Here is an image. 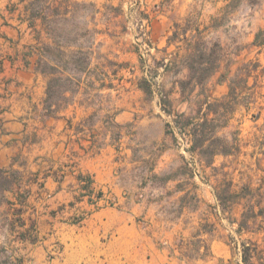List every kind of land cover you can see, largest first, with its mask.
<instances>
[{
  "label": "rangeland",
  "instance_id": "374dc122",
  "mask_svg": "<svg viewBox=\"0 0 264 264\" xmlns=\"http://www.w3.org/2000/svg\"><path fill=\"white\" fill-rule=\"evenodd\" d=\"M8 1L0 0V8ZM47 3L51 18L38 42L3 29L20 40L16 58L30 59L31 66L13 68L7 61L8 75L24 85L14 111L30 127L0 142V155L6 152L0 168L14 181L11 191L0 192V264L35 263L28 249L43 241L46 175L75 171L81 158L120 144L139 161L131 175L144 173L141 187L158 190L172 219L190 210L185 220L194 237L180 245L187 264H243V244H255L264 259V45L255 43L264 30V0H244L226 19L225 0ZM178 24L190 29L188 43L201 38L207 44L205 67L215 72L205 86L186 85L199 76L187 63L201 59L189 58L183 43L168 44ZM6 37L0 32V51L12 59ZM28 43L34 49H24ZM206 95L219 113L218 127L193 151V126L185 117ZM31 101L44 111L31 109ZM223 144L228 154L220 152ZM148 170L154 172L146 178ZM132 194L143 199L148 193ZM89 195L96 207L106 200L101 192ZM218 195L233 198L221 202ZM55 251H48L47 262Z\"/></svg>",
  "mask_w": 264,
  "mask_h": 264
},
{
  "label": "crops",
  "instance_id": "0c3cea01",
  "mask_svg": "<svg viewBox=\"0 0 264 264\" xmlns=\"http://www.w3.org/2000/svg\"><path fill=\"white\" fill-rule=\"evenodd\" d=\"M29 2L9 0L5 8H0L3 37H6L3 29L7 27L17 31L21 39L28 34L37 42L26 10ZM6 33L8 36V30ZM8 37L15 55L6 59L4 51H0V142L10 140L13 135H23L30 127L27 118L19 117V112L14 111V97L20 95L24 85L15 75H8L7 61L18 69H29L31 63L30 59L16 58L21 52L20 40L17 43ZM23 48L29 51L34 45L28 43ZM29 107L36 112L43 110L32 101ZM133 157L132 149L124 144L118 148L108 145L97 154L81 158L75 171H64L62 177L46 175L40 199L43 241L28 249L32 248L34 264H187L180 256V245L191 243L194 237L185 220L190 210L183 208V213L172 219L158 190L150 185L141 187L139 179L144 173L131 175L139 167V161ZM152 172L148 170L146 178ZM140 191L148 194L143 199L130 195ZM91 192L103 193L106 200H100L96 207ZM53 248H56L55 259L47 262L45 257Z\"/></svg>",
  "mask_w": 264,
  "mask_h": 264
},
{
  "label": "trees",
  "instance_id": "16d2710c",
  "mask_svg": "<svg viewBox=\"0 0 264 264\" xmlns=\"http://www.w3.org/2000/svg\"><path fill=\"white\" fill-rule=\"evenodd\" d=\"M227 3L224 10V15H222V19H226L227 16H230L234 11L240 8L243 4L244 0H225ZM50 3V2H49ZM47 3V0H30L27 4V11H29V25L36 33L37 42L42 38L43 29L46 28L48 30L47 24L50 20V16L47 12L50 4ZM40 4V5H39ZM41 22V23H40ZM187 23H191L189 20ZM190 29L187 27H181L179 24L175 26V30L173 31L172 36L168 40L169 45L177 44L179 46L183 43L187 51V56L192 59H201L200 61H196L195 63H187V68L191 71H195L199 73L198 77L191 76L190 82H187L186 85L195 88L196 86H205L209 77L215 72L212 71L207 74L208 68L205 67L207 62L203 59H207L208 48L207 44L201 40V38L192 45L191 40L189 41L188 32ZM197 33L201 34L199 28L195 29ZM201 36V35H200ZM194 38V37H193ZM255 43L264 45V30L259 32L256 36ZM34 49V48H33ZM175 68L178 66V62L175 63ZM185 84V83H183ZM184 86V85H182ZM185 88V87H183ZM234 88L231 87V91ZM234 92V91H233ZM232 95V94H231ZM190 102V101H189ZM192 116L185 117L186 123L189 126H193L191 129V136L193 137V151H197L200 148H203L204 142L208 139L209 133H213L218 127V111L216 106L212 105L209 99V96L206 95V98L202 101H198L197 109L194 107H190ZM211 133V134H212ZM224 148L220 151L222 154H228L231 149L226 148V145L223 144ZM235 147L232 146V150ZM11 174L10 170L0 168V192L5 194L6 192L11 191L14 185V181L10 179L9 175ZM230 189L226 192L229 194L231 191L232 183L229 184ZM218 198L221 202L229 201L230 198H222L218 195ZM258 249L255 244H243L242 248V262L243 264H264L263 257H258ZM257 260H259L257 262Z\"/></svg>",
  "mask_w": 264,
  "mask_h": 264
}]
</instances>
